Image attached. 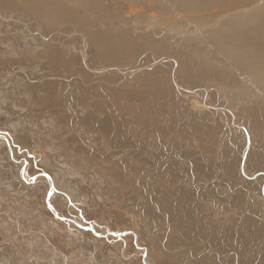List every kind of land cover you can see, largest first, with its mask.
I'll use <instances>...</instances> for the list:
<instances>
[{
  "label": "rangeland",
  "instance_id": "obj_1",
  "mask_svg": "<svg viewBox=\"0 0 264 264\" xmlns=\"http://www.w3.org/2000/svg\"><path fill=\"white\" fill-rule=\"evenodd\" d=\"M26 1L0 0V264H264V96L177 54L264 0H141L133 24L126 0H80L60 36ZM111 27L135 29L111 61L132 73L89 39Z\"/></svg>",
  "mask_w": 264,
  "mask_h": 264
},
{
  "label": "bare ground",
  "instance_id": "obj_2",
  "mask_svg": "<svg viewBox=\"0 0 264 264\" xmlns=\"http://www.w3.org/2000/svg\"><path fill=\"white\" fill-rule=\"evenodd\" d=\"M85 1L86 0H84V2ZM126 1L128 3L126 5V10L128 12V17H130L128 18L129 23H135V18L140 15V10L145 9L146 14L151 12L148 9V4L142 6L141 0ZM164 1H167L170 12H173L174 10L192 11L193 9H198L211 3V0H157V2L161 4L159 8H162V3ZM42 2H45V4L52 2L54 5V8L47 7L45 8L46 10L56 8L57 14L55 12L52 13L56 14V16L49 17L47 21L49 26L53 29L52 33H54L56 29V35L59 36L62 34L61 32L57 31V28L61 25L60 21H64L62 18L59 21V18L63 16L66 20L68 17L70 18L73 14H75L79 8L83 7V3L80 0H72V2L70 0H42ZM24 3H26L25 5L27 6L28 3L33 2L32 0H27ZM40 3V0H36L34 5ZM45 9L40 11L42 16L44 15ZM149 17L151 19L155 18L154 16ZM75 18L76 17H74V19ZM228 22L229 24L221 30H209L207 34L208 36H205V38L211 40L213 44L212 54H214V52L217 50L221 54L220 56L230 65L226 67L224 63L220 62L219 60H215V58L211 56L212 54L210 55L208 51L202 52L200 50H191L189 52L190 57H187V52L190 49H186L177 52L183 63V73L187 74L199 69L201 70V74H203L205 77L217 79L224 85L225 83H228V81L234 80L232 70H235L237 73V79L241 80L240 84H237V86L240 88L239 95L241 97L248 95L252 91L260 92L264 96V3L251 9L242 18L232 19ZM132 33L135 34V29H130L127 27H111L108 29L101 28L96 30V34L89 38L96 41L94 46L97 48L98 54L105 57V59L103 58V61L105 64L110 66V69L107 70L109 73L119 72L124 74L132 73L134 71L130 68L120 70L117 65L111 62L114 61L118 56H124L126 49L133 43V39H135ZM81 38L83 39L82 35ZM45 40V42H47V39ZM51 42L49 43L51 44ZM82 43L84 45L87 44L85 38ZM50 44H48V50L54 46V44H52V46H50ZM44 48L47 47L44 46ZM114 53L119 54L117 55ZM197 56L201 57L196 58ZM88 62L89 61H87V63ZM87 68H90V74H92L91 66H87ZM140 68H142V71L145 70L144 67ZM241 76H244L245 78L241 79ZM196 79H198L197 82H204V80L200 79V76L196 77ZM215 85L216 86L211 85V87H215L217 90L216 92L219 95L227 98L229 101L238 100L232 97L233 92L229 91V88L217 86V83H215ZM224 88L227 89V91ZM205 89L203 88L197 91L201 96H206L208 92ZM117 97H120V95ZM44 176L48 178L49 181H51L48 175ZM235 255H238V253H235L234 256ZM239 256H241V264H249L247 261L242 262V254ZM260 264H262L261 260Z\"/></svg>",
  "mask_w": 264,
  "mask_h": 264
},
{
  "label": "water",
  "instance_id": "obj_3",
  "mask_svg": "<svg viewBox=\"0 0 264 264\" xmlns=\"http://www.w3.org/2000/svg\"><path fill=\"white\" fill-rule=\"evenodd\" d=\"M7 141V140H6ZM128 235H134L135 236V234L134 233H132V232H129V231H127V232H123V233H118L117 235H114L116 238H120V237H125V236H128Z\"/></svg>",
  "mask_w": 264,
  "mask_h": 264
}]
</instances>
